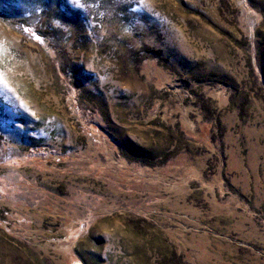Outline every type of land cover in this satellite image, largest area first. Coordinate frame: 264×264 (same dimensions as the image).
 <instances>
[{"label": "rangeland", "instance_id": "rangeland-1", "mask_svg": "<svg viewBox=\"0 0 264 264\" xmlns=\"http://www.w3.org/2000/svg\"><path fill=\"white\" fill-rule=\"evenodd\" d=\"M0 264H264V0H0Z\"/></svg>", "mask_w": 264, "mask_h": 264}]
</instances>
